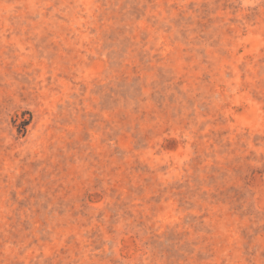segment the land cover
<instances>
[{
  "label": "rangeland",
  "instance_id": "obj_1",
  "mask_svg": "<svg viewBox=\"0 0 264 264\" xmlns=\"http://www.w3.org/2000/svg\"><path fill=\"white\" fill-rule=\"evenodd\" d=\"M0 264H264V0H0Z\"/></svg>",
  "mask_w": 264,
  "mask_h": 264
}]
</instances>
